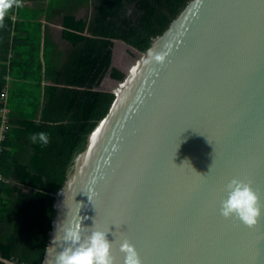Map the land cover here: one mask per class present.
<instances>
[{
    "label": "water",
    "instance_id": "95a60500",
    "mask_svg": "<svg viewBox=\"0 0 264 264\" xmlns=\"http://www.w3.org/2000/svg\"><path fill=\"white\" fill-rule=\"evenodd\" d=\"M127 47L108 114L52 196L47 246L80 210L109 231L114 264L125 238L142 264H264V0H191L147 50ZM234 177L259 196L253 226L220 213Z\"/></svg>",
    "mask_w": 264,
    "mask_h": 264
},
{
    "label": "trees",
    "instance_id": "16d2710c",
    "mask_svg": "<svg viewBox=\"0 0 264 264\" xmlns=\"http://www.w3.org/2000/svg\"><path fill=\"white\" fill-rule=\"evenodd\" d=\"M20 1L5 0L9 6L0 9V111L5 104L1 91L8 84V76L14 74L17 64L23 66L19 62V40L12 39L15 31L26 35L25 43L32 48L26 52L29 69L24 70L23 78L36 74L38 81L42 79V22L28 26L14 22L13 16L21 18ZM190 1L87 0L93 11L82 19L74 10L61 8L62 38L72 43L73 49L58 71L45 61L44 78L54 87L47 88L40 120L36 113L26 119L17 115L9 93L11 125L1 169L8 182L0 183V264H42L54 219L52 196L67 182L76 156L86 148L88 136L106 117L115 99L98 89L107 74L117 81L125 78L118 68H111L114 41L144 52ZM41 131L48 134L49 142L42 145L37 141L28 163L16 160L18 143ZM11 221L18 225L6 229Z\"/></svg>",
    "mask_w": 264,
    "mask_h": 264
},
{
    "label": "crops",
    "instance_id": "0c3cea01",
    "mask_svg": "<svg viewBox=\"0 0 264 264\" xmlns=\"http://www.w3.org/2000/svg\"><path fill=\"white\" fill-rule=\"evenodd\" d=\"M20 5L22 9L20 10L19 19L17 16H13L12 20L14 22L21 23V25H29L31 23L42 22V34H41V47H40V58L43 64L42 79L38 81L35 76H30V78H23L24 70L29 69L25 64V59L28 56L26 52L32 49L25 41L27 36L22 33L15 31L12 34V39L16 37L19 40L18 47L21 57H19V62L23 63V66L16 65L13 75L8 76V98L9 93L12 92L13 107L20 117L31 118L36 113L37 121L40 120L41 111L44 104L47 101L46 91L48 87H54L52 81L46 80L44 78L45 61L52 63V68H61L62 64L68 59L70 51L73 49V44L63 40L62 33L64 27L62 26V16L61 8L72 9L77 15L78 19L86 18L92 13V5H87V0H21ZM50 17V18H49ZM23 28L21 29V31ZM30 31H34L30 29ZM35 32V31H34ZM117 41H114L113 45V55L115 57ZM119 42V41H118ZM12 54L14 51L12 50ZM12 54L10 56H12ZM15 54L17 51L15 50ZM24 54V55H23ZM114 58L112 60L113 64ZM121 71V70H120ZM108 79V80H107ZM104 79L103 84L106 81L114 82L110 78ZM102 84V85H103ZM105 92V91H104ZM107 92V91H106ZM40 103V108L37 109V105ZM35 120V119H34ZM24 130V129H21ZM35 135H30L26 138V142L18 143L15 152V159H20L22 163H28L32 157L33 145L37 141L33 140ZM23 141V139H22ZM26 143V144H25ZM18 225V222L11 221L7 225L6 229H14ZM0 260H2L0 255ZM7 264H18L16 261L8 262Z\"/></svg>",
    "mask_w": 264,
    "mask_h": 264
},
{
    "label": "clouds",
    "instance_id": "9594fccd",
    "mask_svg": "<svg viewBox=\"0 0 264 264\" xmlns=\"http://www.w3.org/2000/svg\"><path fill=\"white\" fill-rule=\"evenodd\" d=\"M8 6L5 0H0V9ZM33 140L46 145L49 136L41 131ZM224 193L220 201L222 216H235L248 226L258 222L262 210L259 196L248 182L234 177L224 186ZM88 198L90 200L89 195ZM86 219L78 210L71 218L66 212L63 222L59 220L56 223L50 244L46 247L47 264H114L109 231L95 226L94 221L91 225L83 223ZM86 228L91 230L85 231ZM119 250L123 253V264H142L135 246L128 239L120 242Z\"/></svg>",
    "mask_w": 264,
    "mask_h": 264
},
{
    "label": "built area",
    "instance_id": "2783aa9c",
    "mask_svg": "<svg viewBox=\"0 0 264 264\" xmlns=\"http://www.w3.org/2000/svg\"><path fill=\"white\" fill-rule=\"evenodd\" d=\"M8 86H5L1 91V99L4 101V106L0 111V117H1V124H0V183H7V179L3 176L1 169H2V157L7 149L6 147V141L9 133L10 128V120H11V110L7 106L8 102Z\"/></svg>",
    "mask_w": 264,
    "mask_h": 264
},
{
    "label": "rangeland",
    "instance_id": "374dc122",
    "mask_svg": "<svg viewBox=\"0 0 264 264\" xmlns=\"http://www.w3.org/2000/svg\"><path fill=\"white\" fill-rule=\"evenodd\" d=\"M93 11V7L91 9ZM117 47H116V52H115V57L114 61L112 64V67L118 68L121 71L126 72L127 71V66L132 62V58L135 56V52L131 50L127 45L118 42L117 41ZM108 78V74L106 75V78ZM108 80V79H107ZM115 84L114 82H109L106 81L101 87V90L103 91H110L114 88Z\"/></svg>",
    "mask_w": 264,
    "mask_h": 264
}]
</instances>
